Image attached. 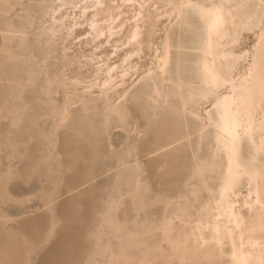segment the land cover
Segmentation results:
<instances>
[{
	"label": "bare ground",
	"instance_id": "1",
	"mask_svg": "<svg viewBox=\"0 0 264 264\" xmlns=\"http://www.w3.org/2000/svg\"><path fill=\"white\" fill-rule=\"evenodd\" d=\"M119 1L57 0L70 6L82 2L79 17L87 21L90 27V39L86 42L95 45L107 33L106 41L114 40L112 54L119 56V48L122 50V56L113 62L110 57H103L94 49L89 53H82L81 50L68 53L69 48L64 45L66 35L71 34L81 21L66 22L63 17L60 18L56 32L58 35H66L51 45L49 37L42 38L40 44L44 57L38 60L28 41V34L33 28L29 17L35 18L37 13L42 14L36 8L30 11L29 6L38 0H27L21 5L17 0H0V20L7 17L0 23V79L5 80L9 88L7 113L18 120L31 117L32 124L38 125L40 132L44 130L48 119L53 120L50 135L58 136L53 151L60 156L62 169H69L71 173L66 180L64 193L85 201L95 199L99 193L107 190L116 163L132 165L135 157L141 158L143 167L153 180L160 182L174 179L196 159V150L201 145L200 138L196 137L195 148L192 145L185 147L180 143L185 139L187 129L185 127L182 131L165 113L167 96L161 99L157 95L150 99L147 83L132 96L128 95L140 84L146 74L145 70L158 74L161 89L167 87L168 91H172L174 87L173 100L178 103L181 112L184 111L181 95L210 90L211 103L202 110L197 109L195 114L189 108V119L198 115L207 121L211 115L214 123L212 155L219 158L222 154L225 161L218 164L220 171L215 183L205 185L208 196L196 218H191L192 215L179 204L181 200L173 197L170 200L173 204L166 209L167 215L172 218L163 225L165 234L169 235L174 228L173 220L176 219L178 225L187 229L188 246H148L149 249L145 248L137 257L150 255L153 259H176L177 264L185 259L194 264H202L211 258L226 260L228 264H250L254 256L258 258L259 255L258 247L252 248L254 244L259 245L262 239L259 227L257 224L255 231L251 227L238 228L235 215H248L247 211L240 212L238 208L243 207L249 198L255 205L257 189L254 184L251 191L248 187L242 193L230 185L229 178L230 174H238L253 159L259 165L257 155L262 138L258 132L254 137L245 135L248 109L244 99L252 86L253 73L259 75L261 61L264 60V44L261 41L264 29L261 28V22L259 18L253 21L247 13L234 9L231 10L234 15H227L225 26L220 31L214 30L212 18L206 22L200 21L203 43L197 40L195 47L186 49L184 56L177 57L178 63L187 66L186 77L172 81L171 78H165L172 53L164 46L157 48L160 41H152V29L155 25L145 23L139 7L141 3H154V0ZM168 2L235 5L242 0ZM132 4L137 7H121ZM229 11L224 10L225 14ZM125 12L128 15H123ZM176 15L178 17L179 13ZM163 16L161 13L162 18ZM166 20L165 24L159 25V31L166 26L171 28L176 23L173 20L170 24ZM243 31H253L255 42L251 50L236 52L232 37L238 34L240 38ZM134 36L137 37L136 40L133 39ZM192 43L189 41V44ZM58 44L62 46V62L51 69L50 61L54 59L53 53ZM149 45V65L140 70L137 59L145 50L148 52ZM239 57L248 58L242 71L237 70L243 59H236ZM153 63L155 69L152 68ZM229 68L231 70L225 76L224 70ZM86 87L89 89L88 96L92 99L90 115L81 107ZM156 91L157 85L152 83L151 92ZM217 104L220 105L219 110L216 108ZM238 114L244 123L239 128L237 124L240 121L236 119ZM141 127L143 132L135 137L138 131L134 134L132 132ZM233 143L237 145L235 153L230 150ZM241 144L247 146V155L240 150ZM170 147L173 150L167 151ZM45 148L46 143L41 140L35 150L42 155ZM161 149L166 150L164 154L153 156V153H160ZM96 179L98 180L95 181ZM126 206L130 208L129 200ZM258 218L257 214V221ZM226 232L233 235L228 237L226 251L221 252L219 238ZM79 261L82 259H78L77 263Z\"/></svg>",
	"mask_w": 264,
	"mask_h": 264
},
{
	"label": "rangeland",
	"instance_id": "2",
	"mask_svg": "<svg viewBox=\"0 0 264 264\" xmlns=\"http://www.w3.org/2000/svg\"><path fill=\"white\" fill-rule=\"evenodd\" d=\"M17 1L21 5L27 0ZM80 4L66 8L59 17V21L61 17L66 22L81 21L71 34H63L67 36L64 41L65 47L69 48L67 52L81 50L82 53H89L94 49L99 55L110 57L113 62L118 61L122 50L119 48V56L112 54L114 40L107 42V33L95 45L86 42L90 39V27L79 17ZM39 15H35L37 25H40ZM5 19L7 17L0 23ZM166 22L164 19L162 24ZM47 23L51 25L52 21ZM44 37L33 28L28 34L29 45L38 60L44 57L40 44ZM254 39L253 31H243L234 50H251ZM61 49V44H58L53 53L54 59L50 61L51 69L61 65ZM137 61L140 70L147 67L150 61L148 52L145 50L143 55L140 54ZM247 63V57L241 59L237 70L242 71ZM8 105L9 88L7 82L0 79V264H26L29 258L34 264H84L94 254L103 259L106 249L116 254L123 252L138 256L149 249L148 246H188L187 229L178 225L176 219L173 220V230L169 235L165 234L163 225L172 218L167 215L166 209L173 204L170 202L173 197L181 200L179 204L193 219L202 209L208 196L205 185L215 183L220 171L218 164L225 161L222 154L219 158L213 157L212 135L210 141L205 139L202 143L199 140L201 145L196 150V159L174 179L156 182L143 167L142 159L135 157L132 165L116 163L106 191L99 193L95 199L81 201L64 193L71 173L69 169H62L61 158L53 151L58 141L56 134L50 135L53 120L48 119L40 132L39 126L32 124L31 117L18 120L9 115ZM142 132L141 127L132 134L139 137ZM41 140L46 143V148L39 155L35 147ZM242 152L248 154L247 146ZM107 153L111 154L108 150ZM260 155L259 152L258 164ZM235 187L245 193L248 180L244 179ZM127 200L130 201V208L125 207ZM53 201L50 213L46 205ZM53 217L56 220L53 235L44 243ZM78 259L82 261L77 263Z\"/></svg>",
	"mask_w": 264,
	"mask_h": 264
},
{
	"label": "snow or ice",
	"instance_id": "3",
	"mask_svg": "<svg viewBox=\"0 0 264 264\" xmlns=\"http://www.w3.org/2000/svg\"><path fill=\"white\" fill-rule=\"evenodd\" d=\"M129 6L133 9L136 8L135 4L122 5L121 7L123 8ZM68 7H70L69 4H62L57 2V0H38L37 3L29 6L30 11L32 8H36L42 13L39 15L40 25L36 24V18L34 17L30 16L29 20L32 23L33 30L37 32L38 35L41 37H49L50 45L59 39V35H62L57 34L56 27L58 26L59 17L62 16L65 9ZM139 7L145 23H152L155 25L152 29V41H160V43L156 45L157 48L164 46L170 53H172L168 60L167 75L165 77L166 79L171 78L172 81H176L180 77H186L187 66L182 63H178L177 57L184 56L186 49L195 47V42L197 40H199L201 44L203 43L204 35L200 21L206 22L209 18H212L214 30L220 31L223 26H225L227 15H234V12L231 11L234 9L235 11L247 13L253 21L259 18L261 28L264 29V0H258V2L257 0H242V2L235 5L223 3H213L211 5H207L202 3L168 2V0L161 2V0H154V3H141ZM225 9H229L230 11L225 14ZM169 12H171V15H168ZM177 12L179 13L178 17L176 15ZM161 13L164 14L163 18L161 17ZM164 19H168L170 24L173 20H175L176 23L172 24L171 28L166 26L164 30L159 31V25L164 23ZM48 20L52 21L51 25L47 23ZM137 23H139V18ZM93 27L95 26L93 25ZM157 32H159L158 35L156 34ZM133 39L136 40L137 37L134 36ZM232 39L233 43H236L239 39L238 34L233 36ZM189 41H192L193 43L189 44ZM261 41L262 44H264V33H262ZM148 52L150 57V45ZM141 55H143V53H141ZM241 58L243 57L236 59ZM155 67V63H153L152 68L155 69ZM230 70V68L224 70V75L226 76L227 71ZM145 72L146 74L142 77L140 84L128 95L132 96L137 92L138 88L147 83L149 85L150 99L157 95H159L161 99H164L165 96H167L164 108L165 113L172 118L173 122L178 125L182 131L186 127L187 135L183 141H180L182 145L185 147L192 145L193 148H195L197 136L200 138L202 143L205 139L210 141L212 129L214 127L211 115H209L207 121H204L201 116L198 115L195 116L194 119H189L188 109L191 108L193 114H195L197 109L202 110L204 107H207V104L211 103V91L192 92L187 96L181 95L180 99L183 101L184 106V111L181 112L178 103L173 100L174 87L172 91H168L167 87L161 89L159 80L157 79L158 74L155 71L145 70ZM152 83H156L157 85V91L155 93L151 92ZM88 92L89 89L86 87L84 99L81 101V107L84 108L85 113L90 115L92 99L88 96ZM244 103L248 109L246 114L247 127L245 135L254 137V135L258 132L262 138L259 145V152L261 153L260 163L257 165L255 163V159H253L251 163H246L244 169H242L238 174H230L229 183L230 185L235 186L237 184H242L244 179H247L249 191H251L253 185L255 184L257 189L256 204L253 205L251 203V199L249 198L248 202L243 207L238 208L240 212L247 211L248 215L246 217L235 215V219L237 221V227L241 229L251 227L252 230L255 231L258 224L262 239L259 245L254 244L252 245V248L256 249L258 247L259 255L258 258L254 256V258L250 261V264H264V60L261 61V71L259 72V75L257 76L253 73L252 86L248 91V95L244 99ZM216 108L219 110L220 105L217 104ZM65 118H68L67 114ZM236 119L237 121H240V123L237 124V127H243L244 123L242 117L238 114ZM217 140L219 141V137H217ZM243 147L244 145L241 144V151L243 150ZM171 150H173L172 147H170L167 151ZM230 150L235 153L237 145L233 143ZM165 151L166 150L161 149L160 153H153V156L164 154ZM164 166H166V163ZM53 204L54 201L53 203L46 205V208L50 213L52 212ZM257 214L259 217L258 221L256 219ZM55 226L56 220L53 217L52 224L46 234L44 243H47V241L51 239ZM230 235H233V233L226 232L220 236L219 240L221 243V252L226 251L227 241ZM103 255V259L100 258L99 254L91 255L84 262V264H177L176 259H153L150 255L137 257L127 255L123 252L116 254L111 249H106ZM26 264H33V260L29 258L26 261ZM180 264H194V262H190L185 259L180 262ZM202 264H228V261L211 258L202 262Z\"/></svg>",
	"mask_w": 264,
	"mask_h": 264
},
{
	"label": "clouds",
	"instance_id": "4",
	"mask_svg": "<svg viewBox=\"0 0 264 264\" xmlns=\"http://www.w3.org/2000/svg\"><path fill=\"white\" fill-rule=\"evenodd\" d=\"M33 264H34V262H33Z\"/></svg>",
	"mask_w": 264,
	"mask_h": 264
}]
</instances>
